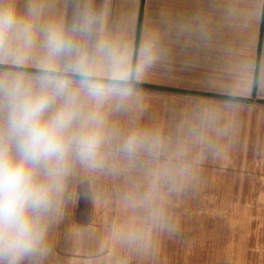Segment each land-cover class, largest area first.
Returning a JSON list of instances; mask_svg holds the SVG:
<instances>
[{"label":"crops","instance_id":"obj_1","mask_svg":"<svg viewBox=\"0 0 264 264\" xmlns=\"http://www.w3.org/2000/svg\"><path fill=\"white\" fill-rule=\"evenodd\" d=\"M29 2L15 0L22 14ZM35 2L41 23L68 28L78 13L96 18L87 50L107 44L129 92L119 110L114 101L105 106L110 126L160 140L158 155L141 153L131 165L191 159L195 171L182 173H195L199 216L214 222L213 254L227 255L228 264H264V0ZM42 54L38 42L28 64H0V73L35 74ZM96 60L97 75L108 79L107 61ZM122 159L110 155L108 164H129ZM76 173L93 172L76 166Z\"/></svg>","mask_w":264,"mask_h":264},{"label":"clouds","instance_id":"obj_2","mask_svg":"<svg viewBox=\"0 0 264 264\" xmlns=\"http://www.w3.org/2000/svg\"><path fill=\"white\" fill-rule=\"evenodd\" d=\"M42 14L35 0L23 14L15 0H0V64L22 68L38 42L43 53L35 74L0 73V264L46 255L48 228L74 167L96 172L110 155L132 164L141 153L159 154L158 137L110 126L105 106L114 101L119 110L129 92L116 53L104 42L87 50L96 18L78 13L65 28L41 23ZM97 55L109 65L108 79L97 75ZM151 175L145 201L172 179L167 169Z\"/></svg>","mask_w":264,"mask_h":264},{"label":"rangeland","instance_id":"obj_3","mask_svg":"<svg viewBox=\"0 0 264 264\" xmlns=\"http://www.w3.org/2000/svg\"><path fill=\"white\" fill-rule=\"evenodd\" d=\"M192 162L137 167L110 162L104 172L71 174L48 228L46 255L24 264H228L227 255L213 254L214 222L199 216L195 173H182L195 171ZM162 169L172 179L161 180L145 201L151 173Z\"/></svg>","mask_w":264,"mask_h":264}]
</instances>
